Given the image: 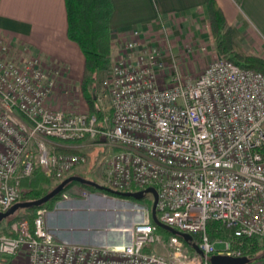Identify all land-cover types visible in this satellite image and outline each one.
Wrapping results in <instances>:
<instances>
[{"label": "built area", "instance_id": "1", "mask_svg": "<svg viewBox=\"0 0 264 264\" xmlns=\"http://www.w3.org/2000/svg\"><path fill=\"white\" fill-rule=\"evenodd\" d=\"M140 38L133 30L106 69L94 94L100 121L52 108L54 79L42 57L0 38V212L37 169L54 184L82 167L79 176L96 172L114 192L157 194L122 228L128 242L86 245L58 238L48 215L70 199L109 194L70 185L31 221L0 227V264L21 252L28 264H211V255L245 256L243 240L264 239V73L217 58L196 77L167 75L162 48ZM95 145L107 150L91 165ZM153 211L198 240L165 238ZM209 222L230 232L212 240Z\"/></svg>", "mask_w": 264, "mask_h": 264}, {"label": "crops", "instance_id": "2", "mask_svg": "<svg viewBox=\"0 0 264 264\" xmlns=\"http://www.w3.org/2000/svg\"><path fill=\"white\" fill-rule=\"evenodd\" d=\"M216 2L231 29L236 50L239 34H246L251 42H264V0ZM112 5L109 27L114 48L133 30L140 32L144 42L146 35L156 29H176L174 34L180 29L182 33L183 29H211L205 0H112ZM67 25L65 0H0V38L16 49L26 47L31 54L64 63L71 76L79 80L84 72V57L78 45L68 38ZM85 200L89 203L96 199ZM80 205L78 199L61 203L48 215V226L64 241L103 245L94 242L91 232H105V222H96L90 215L70 216ZM92 208L87 206V210ZM8 264H28L25 253L12 257Z\"/></svg>", "mask_w": 264, "mask_h": 264}, {"label": "rangeland", "instance_id": "3", "mask_svg": "<svg viewBox=\"0 0 264 264\" xmlns=\"http://www.w3.org/2000/svg\"><path fill=\"white\" fill-rule=\"evenodd\" d=\"M175 30L176 29L152 30L146 35L144 42L142 41L144 45L153 42L162 48L165 56V74L177 73L182 78L196 77L212 59L224 58L216 49L212 29H196V32L190 29H183V33L180 29L178 33L174 34ZM128 39L129 38H125L124 41L117 42L116 45L114 43L116 46L115 48L110 42V63L114 61L118 50ZM236 42L239 48L238 50L234 48L231 37L232 47L239 54L243 56L257 55L264 58V42H251L246 34H239L236 38ZM41 59L44 61L45 67L54 79V87L49 97V103L52 108H61L73 112H89V104L85 100L81 90L82 75L84 72H82L81 79L75 80L71 76L68 66L64 63L51 59ZM105 72L106 70L97 75V82L94 87L97 93L100 90L101 80ZM160 83L163 84L164 82L162 83V80H160ZM94 93L93 89V97ZM106 150V146L95 145L92 147V149L87 152L91 160V165H93L94 161L104 154ZM81 170L82 167L77 168L74 174L79 175ZM84 176L86 179L95 182L101 181V175L96 172L91 173L88 170L87 174ZM35 177L36 176L25 181L23 196L30 193L32 181ZM42 186L50 191L55 184L47 180ZM74 190L80 191L77 187H75ZM90 197L96 200L87 203L85 199ZM85 199H78V201H81V207L80 209L75 208L77 210L74 209V211L70 212V216L82 217L90 215L96 222H105V232L104 230H94L91 232V236L95 238L93 239L94 242H99L103 245L117 246L129 241L128 232L123 231L122 228H128L132 222L140 220L142 214H144V211L142 213V206L145 204H152L153 197L150 192H147L140 200L132 198L121 199L109 195L104 196L102 192H97L92 195L90 194ZM88 205L89 207H93L91 209L92 211L87 210ZM36 212L37 211H34V209H18L12 215L3 219L0 222V227L6 229L9 223L20 218H26L30 221ZM158 232L165 238L173 234L171 231L164 228L158 229ZM174 234L179 235L184 240L191 239L190 234L178 230H176Z\"/></svg>", "mask_w": 264, "mask_h": 264}, {"label": "trees", "instance_id": "4", "mask_svg": "<svg viewBox=\"0 0 264 264\" xmlns=\"http://www.w3.org/2000/svg\"><path fill=\"white\" fill-rule=\"evenodd\" d=\"M205 2L208 8L210 25L218 53L242 68L254 69L264 73L263 57L257 55L243 56L233 49L230 28L216 0H205ZM65 4L68 23L67 36L78 45L84 56V74L81 82L82 94L89 104V113L95 115L98 121H100L102 114L95 98L92 96V90L94 89V94H96L94 87L97 82V75L105 71L110 65L111 41L109 19L113 11L112 0H65ZM34 176L36 177L32 181L30 193L22 196L18 202L35 200L49 192L42 186L49 179L38 169L31 178ZM73 184L82 185L91 191L97 190L94 187L78 182H70L65 188ZM103 192L113 197L122 198L115 193ZM59 195L60 193L38 207L28 209L37 211L42 208H49ZM158 229H162V227L158 226ZM207 232L209 238L213 240L218 236L229 233L230 230L222 228L217 223L209 222ZM191 238L195 241L198 240L197 236H192ZM241 247L244 250V255L250 261L264 258V239L256 237L245 239L242 241Z\"/></svg>", "mask_w": 264, "mask_h": 264}, {"label": "water", "instance_id": "5", "mask_svg": "<svg viewBox=\"0 0 264 264\" xmlns=\"http://www.w3.org/2000/svg\"><path fill=\"white\" fill-rule=\"evenodd\" d=\"M70 182H78L80 184H85V185H89L91 187H94L97 190H103L106 192L115 193V194L121 196L122 197L121 199L132 198V199L140 200L144 196V194L147 192H151L153 194L155 200L157 197L156 191L152 187L146 188V189L139 191V192H114V191L110 190L109 188L104 187L101 184H99L93 180L86 179V178L79 176V175H70V176L66 177L65 179H63L61 182H59L54 188H52L49 192H47L42 197L35 199V200L15 203L6 211L0 212V222L3 219L12 215L18 209L33 208V207H38V206L44 204L45 202H47L48 200H50L54 196L61 193L64 190L65 186ZM154 205H155V203H154ZM154 205H153V209H154ZM153 220L160 227L167 229V230L171 231L172 233H174L176 231V230L158 222L157 219L155 218L154 211H153ZM195 249L199 252L197 247H195ZM209 260H210L211 264H247L248 262H250V259L247 256L229 257V256H225V255H211Z\"/></svg>", "mask_w": 264, "mask_h": 264}]
</instances>
